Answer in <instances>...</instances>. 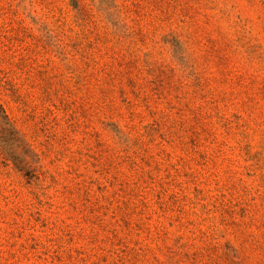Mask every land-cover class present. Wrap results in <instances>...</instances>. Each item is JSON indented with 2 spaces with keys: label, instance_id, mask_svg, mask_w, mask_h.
I'll return each instance as SVG.
<instances>
[{
  "label": "rangeland",
  "instance_id": "rangeland-1",
  "mask_svg": "<svg viewBox=\"0 0 264 264\" xmlns=\"http://www.w3.org/2000/svg\"><path fill=\"white\" fill-rule=\"evenodd\" d=\"M0 264H264V0H0Z\"/></svg>",
  "mask_w": 264,
  "mask_h": 264
},
{
  "label": "trees",
  "instance_id": "trees-1",
  "mask_svg": "<svg viewBox=\"0 0 264 264\" xmlns=\"http://www.w3.org/2000/svg\"><path fill=\"white\" fill-rule=\"evenodd\" d=\"M0 118H1L3 124L8 125V122L6 121L5 117H0Z\"/></svg>",
  "mask_w": 264,
  "mask_h": 264
}]
</instances>
